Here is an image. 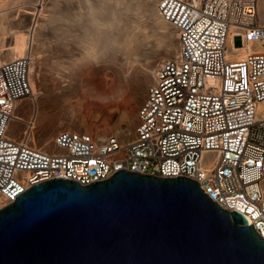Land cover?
<instances>
[{
    "label": "built area",
    "instance_id": "2783aa9c",
    "mask_svg": "<svg viewBox=\"0 0 264 264\" xmlns=\"http://www.w3.org/2000/svg\"><path fill=\"white\" fill-rule=\"evenodd\" d=\"M177 32L176 55L162 60L135 111L133 136L62 128L52 149L18 120L15 99L30 94L27 55L0 63V196L10 203L31 185L61 178L80 185L115 170L188 177L221 209L242 214L264 239V49L228 58L227 41L264 47L256 0H157ZM29 121V120H28Z\"/></svg>",
    "mask_w": 264,
    "mask_h": 264
},
{
    "label": "water",
    "instance_id": "95a60500",
    "mask_svg": "<svg viewBox=\"0 0 264 264\" xmlns=\"http://www.w3.org/2000/svg\"><path fill=\"white\" fill-rule=\"evenodd\" d=\"M0 264H264V239L195 180L52 178L0 208Z\"/></svg>",
    "mask_w": 264,
    "mask_h": 264
},
{
    "label": "rangeland",
    "instance_id": "374dc122",
    "mask_svg": "<svg viewBox=\"0 0 264 264\" xmlns=\"http://www.w3.org/2000/svg\"><path fill=\"white\" fill-rule=\"evenodd\" d=\"M44 1L48 22L37 32L31 77L48 119L37 120V138L46 131L53 137L71 120L79 129L110 133L125 111L133 115L134 127L136 108L151 83L142 80L139 67L156 68L163 60L157 53L171 50L173 43L178 47L177 40L166 42L161 34L165 30L153 28L138 0ZM124 28L135 40L144 36L135 55L113 45L121 44ZM20 115L26 121L32 116Z\"/></svg>",
    "mask_w": 264,
    "mask_h": 264
},
{
    "label": "bare ground",
    "instance_id": "6f19581e",
    "mask_svg": "<svg viewBox=\"0 0 264 264\" xmlns=\"http://www.w3.org/2000/svg\"><path fill=\"white\" fill-rule=\"evenodd\" d=\"M20 1L0 0V63L4 62L5 60H10L12 58L23 55H27L29 60L27 68V77L29 80L30 94L15 99V111H13V113H15L14 116L16 115L17 117H19V119H12V121H8V126H6L7 128L5 134L9 136H15L16 134H18V131L24 126L23 121L26 122V119H23L20 113L23 116L26 115L24 117L28 118L32 115L29 118V121L27 120L30 127L31 125L35 127L37 120H39L40 122H44L46 119H48V115L43 111L40 100L38 99V95H36L35 89L33 87L34 82L32 81L31 77V72L35 70V60L38 55V44H35L37 40V32L40 30V28L45 25V23L48 22V18L45 17L43 13L45 11L47 2H45L44 0H29L26 2L21 1L22 3H20ZM155 1L157 3V0H138L137 3L139 8L146 14L148 19L151 21L155 30H165L161 34L166 40V42L177 40L176 29L172 26L169 21H166L159 16ZM256 6L258 21L259 23L264 24V0H256ZM126 26L128 25L126 24ZM115 38L114 41L118 40L117 42H119V39L116 36ZM121 40V44L113 45L121 47L124 52L127 53V55L129 54L131 56L135 55L140 51L141 45L143 44L144 36H141V40H135L134 38H131L129 31H127V28H124L123 38ZM226 44L227 49H230L226 53L228 58L239 59L244 57L249 50L255 48L264 49L263 45L261 47L260 44H258V42L256 41H245L241 46L236 47L234 44L230 45V39H228ZM177 48L178 47L176 46V44L173 43V48L171 50L167 49L165 51L158 52L156 56L161 57L163 60L166 58L173 57L176 55ZM93 52L95 53L94 50ZM161 62L162 61H160L157 66ZM156 68H153V66H148V68H142L141 66L138 70L139 76L142 78V80H144L145 83H150L154 78ZM78 100L79 98L77 99V101ZM24 101H26V103H24ZM23 104H26V106H23ZM17 106H19L18 110H16ZM263 106L264 101L259 102L257 108L259 109ZM13 125H15V128H13ZM68 125L69 126L65 128H69L76 131L87 130L86 128L79 129V125H76L73 120H71ZM110 133L116 134L122 141L130 140L133 136V115L130 113L128 114L126 111L121 112L116 123L114 124V129ZM40 135L37 138L38 145L44 149H52V137H49L48 131L43 133L41 136ZM262 183L264 185V182ZM1 204L2 197L0 196V206Z\"/></svg>",
    "mask_w": 264,
    "mask_h": 264
},
{
    "label": "crops",
    "instance_id": "0c3cea01",
    "mask_svg": "<svg viewBox=\"0 0 264 264\" xmlns=\"http://www.w3.org/2000/svg\"><path fill=\"white\" fill-rule=\"evenodd\" d=\"M14 127L13 128H15V125H13ZM21 126V125H20Z\"/></svg>",
    "mask_w": 264,
    "mask_h": 264
}]
</instances>
